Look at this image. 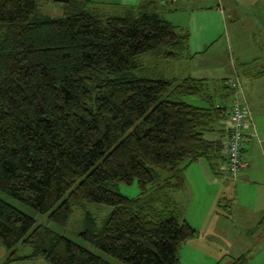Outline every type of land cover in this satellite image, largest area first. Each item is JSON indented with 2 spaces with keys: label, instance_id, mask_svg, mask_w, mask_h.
Listing matches in <instances>:
<instances>
[{
  "label": "trees",
  "instance_id": "16d2710c",
  "mask_svg": "<svg viewBox=\"0 0 264 264\" xmlns=\"http://www.w3.org/2000/svg\"><path fill=\"white\" fill-rule=\"evenodd\" d=\"M53 2L61 17L44 14L41 0H0V191L63 227L76 207L112 206L101 229L84 233L94 246L123 264H180L198 231L172 193L199 158L224 175L227 106L207 80L146 72L191 57L189 32L163 16L169 1ZM229 80L218 84L230 96ZM134 180L138 197L116 189ZM0 245L3 264H113L1 197ZM19 245L33 252L21 256Z\"/></svg>",
  "mask_w": 264,
  "mask_h": 264
},
{
  "label": "rangeland",
  "instance_id": "374dc122",
  "mask_svg": "<svg viewBox=\"0 0 264 264\" xmlns=\"http://www.w3.org/2000/svg\"><path fill=\"white\" fill-rule=\"evenodd\" d=\"M172 1L175 2L176 0ZM205 1H208L214 9L222 8L226 16V23L223 18L220 22H217L214 12H207L209 32L215 38H212L207 43L208 45L210 44V48L206 54L201 56V62L200 59L195 62V64H198L197 69H200V64L202 67L205 66V69L196 72L194 76H205L208 80H216L218 78H223L221 80H224L226 77L233 79L232 70L234 68L239 73V80L244 90L246 101L251 109L255 136L258 137L257 132H259L260 127L264 128V76L260 78L245 77L246 75L242 72L244 68L240 69L239 67H243L242 62L251 64L253 60L257 59L253 64L255 70L251 71L257 74L264 73V0H256L257 4L252 5V7L247 6V3L252 0ZM189 7H174L170 5L166 7L163 16L167 21L170 19L180 29H186L189 32L188 45L190 44L192 48H195L193 42L198 41V38L194 33L195 23L192 18L196 19L197 25L202 24L206 12H194L192 17H190V11H182L180 9ZM230 9L235 11V16L227 17ZM61 11L62 9L59 6H55V4L45 5L42 9L44 14H51V17H61L63 15ZM200 45L202 46L201 43ZM151 59V55L142 56L137 58V62L141 60L150 61ZM179 63L178 61L168 63L164 60H159L157 64H151L152 66L147 64L146 72L150 68L158 76H176ZM179 76H182V74ZM183 100L187 104L194 106L205 105L202 100L194 96H186ZM227 101L228 103L225 104H227L228 112L230 96ZM218 126L221 127L220 131L225 134L223 129L225 120L220 121ZM215 136V134L205 135L207 139H213ZM208 163L209 161L206 158H199L198 161L190 164L192 176L197 178L201 175V169L208 167ZM206 174L209 175L208 172ZM209 176L217 180L215 183L216 187H211L210 189L206 187L203 189V185L195 187L197 191L194 193V198H198L196 201L199 200L202 204L201 208L198 206L199 209H205L204 206L208 203L214 190L224 185L225 189H222L223 192L219 197L222 198L219 209L222 215L232 216V218L229 220L220 218L223 222L221 224L218 223L216 229L212 225V229L215 232L210 236L211 241L208 242L202 238L196 241V244L200 243V248L189 247L190 249L182 250L180 252V264H231L234 259L238 258H246L245 264H264V223H262L264 214L255 216L251 212L254 208L260 207L259 190L252 186H241L238 181H234L222 174L214 175L211 173ZM116 189L128 198H136L140 194L137 180L130 184L118 182L116 183ZM0 197L34 216L37 219V225L48 226L56 232L66 235L71 240L113 264H123L98 249L84 236V233L92 223L96 225L97 230L101 229L105 220L114 211V207L102 204H87L76 207L70 217L68 226L63 227L54 223L49 215L36 214L23 203L1 191ZM177 205L179 204L177 203ZM220 219L219 221H221ZM17 248L18 254L21 256H28L33 252L30 246L19 245ZM7 257L8 251L0 245V264H3ZM13 264L51 263L46 260H26Z\"/></svg>",
  "mask_w": 264,
  "mask_h": 264
},
{
  "label": "crops",
  "instance_id": "0c3cea01",
  "mask_svg": "<svg viewBox=\"0 0 264 264\" xmlns=\"http://www.w3.org/2000/svg\"><path fill=\"white\" fill-rule=\"evenodd\" d=\"M43 1V6L42 9L45 5H50V4H55L53 1L54 0H41ZM95 2H101V3H113V4H125V5H137L142 1L145 0H93ZM169 0H163L162 3H167ZM170 3L167 5L169 7L170 5L174 7H186L190 6L189 8H180L182 11H190L189 16L192 17L194 12H199V11H205L206 14H204V22L202 24L197 25V21L195 18L193 19V22L195 23L194 33L196 37L198 38V41H194L195 48H192V46L189 44L188 45V50L190 53V58L187 60H182L179 61V67L177 71V75L179 76L182 74L181 77H190L193 79H202V80H207L211 93L213 95H216L220 98H218V104L223 103L224 106H227L228 103V97L230 92L229 91H224L219 88L218 82L221 81L223 78H218L216 80H208L205 76H194L196 72L202 71L205 69V66L202 67L200 64V69H197L198 64L195 62L201 58L204 54L207 53V50L210 48V44L208 45L209 41L211 39L215 38V36L212 35V33L209 32L208 28V16L207 12H214V15L216 16V21L220 22L223 18L224 22L226 23V16L224 14V11L221 9H214L213 7L210 6L208 1L204 0H176L173 2L172 0L169 1ZM257 2L256 0L249 1L247 3V6L256 5ZM166 5V4H165ZM55 6H57L55 4ZM218 7H220L218 5ZM62 12V11H61ZM235 11L230 9L229 11V16H235ZM51 16V14H46ZM171 22V20L169 19ZM173 24V22H171ZM174 25V24H173ZM202 44V46L200 45ZM212 43V42H210ZM202 59H200L201 62ZM257 60V59H256ZM256 60H253L251 64H248V62L243 63V67H239L240 69H243L245 67H248L247 70V75L245 77H254V78H260L264 76V73L257 74V73H252L251 70H255V66L253 64L255 63ZM248 65V66H245ZM253 66V67H252ZM249 71V72H248ZM227 78V77H226ZM218 87V90L216 88ZM223 95V96H222ZM217 100V99H216ZM260 127V126H259ZM249 132V136L247 137V140L244 144V150H245V155L248 159V167L246 170H244L238 177L236 178H231L234 181H238L239 185L241 186H252L257 188L259 190V196H260V207L259 208H254L251 212L253 215H263L264 213V128L260 127V130L258 133V137L255 138L254 136H251V131ZM219 135V133H218ZM223 135V133H221ZM256 139V140H255ZM209 165V163H208ZM220 172H222V167L223 164H221ZM189 165L185 169V185L182 190L177 191L173 193V198L174 200L179 204V206L182 208L184 212V218L185 220L198 231V236L194 239L188 240L185 243L182 244L180 250H179V258H180V252L182 250H185L186 248H200V243L196 244L197 240L200 239H206V241H211L212 233H214V229H216L217 224H221L223 221L220 218H226V219H231L232 216H226L222 215L220 212V207H221V199L219 198L221 193L223 192L222 189L224 188V185H221L220 188L214 190L212 196L208 200V203L206 206H204L205 209H199L201 208L202 204L200 201H196L198 198H194V193L197 191L195 187H198V185H203V189L206 187L207 189H210L211 187H216V182L217 180L215 178H212L209 176L211 173H213V170L210 168V165L208 167H205L204 169H201V175H199L197 178L192 176V167ZM208 172L209 175L206 173ZM214 174V173H213ZM225 176V175H224ZM229 178V177H228ZM229 179V180H231ZM199 206V207H198ZM251 213V214H252ZM264 216V215H263ZM262 216V218H263ZM219 219L221 221H219ZM264 223V219L262 221ZM212 225L214 226V229H212ZM189 248V249H190Z\"/></svg>",
  "mask_w": 264,
  "mask_h": 264
},
{
  "label": "built area",
  "instance_id": "2783aa9c",
  "mask_svg": "<svg viewBox=\"0 0 264 264\" xmlns=\"http://www.w3.org/2000/svg\"><path fill=\"white\" fill-rule=\"evenodd\" d=\"M232 72L234 78L228 81L232 91L228 104V115L223 127L225 162L222 173L226 177L236 178L248 167L244 144L249 136L248 131H251V136H255V127L237 71L233 68Z\"/></svg>",
  "mask_w": 264,
  "mask_h": 264
}]
</instances>
